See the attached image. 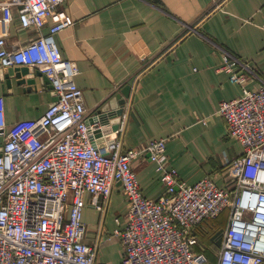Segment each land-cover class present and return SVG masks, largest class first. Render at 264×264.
Here are the masks:
<instances>
[{"label":"built area","instance_id":"1","mask_svg":"<svg viewBox=\"0 0 264 264\" xmlns=\"http://www.w3.org/2000/svg\"><path fill=\"white\" fill-rule=\"evenodd\" d=\"M65 0H0V70L27 67L48 79L55 94L37 119L9 123L0 95V264H108L85 242V195L103 209L114 183L127 200L115 231L124 248L121 264H264V80L247 60L223 51L221 71L240 96L220 102L216 113L244 152L226 159L231 185L206 177L189 184L167 155V138L122 148L121 117L114 130L99 110L89 111L77 85V63L62 53L55 36L75 24L61 10ZM22 28L39 35L8 45L14 9ZM55 18L49 32L42 30ZM29 73V74H30ZM156 164L165 187L157 199L144 195L135 162ZM229 210L221 245L212 260L196 249V231Z\"/></svg>","mask_w":264,"mask_h":264},{"label":"crops","instance_id":"2","mask_svg":"<svg viewBox=\"0 0 264 264\" xmlns=\"http://www.w3.org/2000/svg\"><path fill=\"white\" fill-rule=\"evenodd\" d=\"M61 10L75 24L55 38L63 55L79 67L76 82L87 109L115 107L113 98L130 86L128 97L123 95L122 148L167 138V155L182 180L193 184L209 177L230 186L226 159L239 157L244 148L228 135L226 121L216 111L221 101L242 91L219 66L227 50L257 72L249 87L261 85L264 0H65ZM17 14L15 8L8 26L10 47L39 35L22 28ZM54 21L51 17L42 32L47 34ZM9 70H0L7 121L42 116L55 99L48 79L38 71L20 79ZM134 167L144 195L159 198L165 187L156 164L144 156ZM99 200L102 210L92 203V194L85 195V242L98 260L121 264L124 248L115 233L121 226L117 218L123 220L127 210L121 184L114 183ZM228 216L226 210L202 223L197 230L201 236L196 231V249H204L212 260Z\"/></svg>","mask_w":264,"mask_h":264},{"label":"water","instance_id":"3","mask_svg":"<svg viewBox=\"0 0 264 264\" xmlns=\"http://www.w3.org/2000/svg\"><path fill=\"white\" fill-rule=\"evenodd\" d=\"M9 73L11 75H16L18 78L21 79L23 75H28L30 73L29 69L27 67H17V68H10ZM24 82V80H21ZM29 83H34V79L30 78L28 80ZM25 83V82H24ZM128 89L130 90V86L125 87L122 89V91L119 94H116V96L113 98L114 104H116L115 107L113 108H106L102 107V109L99 110L100 113V120L103 124H108L110 121L112 123V128L114 130L119 128L121 117L124 115V109L126 106V98L123 97H128L129 92ZM117 100V102H116Z\"/></svg>","mask_w":264,"mask_h":264},{"label":"trees","instance_id":"4","mask_svg":"<svg viewBox=\"0 0 264 264\" xmlns=\"http://www.w3.org/2000/svg\"><path fill=\"white\" fill-rule=\"evenodd\" d=\"M197 230H198V228H197ZM197 233H198V235H200V234H199V231H197ZM200 236H201V235H200ZM200 240H201V239H200ZM200 249H201V247H200ZM210 249H211V248H210Z\"/></svg>","mask_w":264,"mask_h":264}]
</instances>
